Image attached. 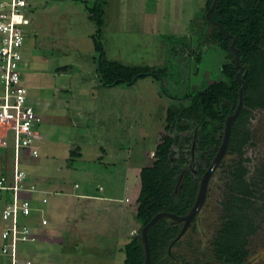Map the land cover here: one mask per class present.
I'll return each instance as SVG.
<instances>
[{
	"label": "rangeland",
	"instance_id": "374dc122",
	"mask_svg": "<svg viewBox=\"0 0 264 264\" xmlns=\"http://www.w3.org/2000/svg\"><path fill=\"white\" fill-rule=\"evenodd\" d=\"M205 2L28 0L34 10V24L53 32L47 40H61L58 46L41 48L40 54L49 59L50 67L36 71L30 63L22 75L29 101L41 98L42 102L54 104L42 111L39 156H23L22 152L19 161L20 169L26 170L32 181L50 189L42 206L44 212L40 213L47 222L35 221V230L42 235L35 242L40 264H122L120 248L128 234L137 230L139 171L151 164L156 144L168 133L167 108L187 105L189 101L182 96L214 79H223L221 64L231 61L218 44L202 40L209 26L200 17ZM96 4L103 13L98 39L105 59L124 65L168 68L165 76L158 80L146 74L132 85L101 86L96 72L99 53L94 42L98 28L86 11V6ZM67 50L69 55H64ZM31 57L38 61L40 55L32 50ZM67 60L78 69L69 78L68 91L60 90L59 83L65 78H59L56 72ZM249 111L243 165L246 179L255 183L251 188L258 205H264V109ZM5 131L6 126L0 125V138ZM196 135V128L183 132L173 146L174 151L191 161L193 172L206 167L209 152L195 150ZM187 137L190 145L184 143ZM9 146L10 142L0 147V175L6 180L13 172ZM76 147L80 156L71 159L69 152ZM233 159L237 156L226 152L212 173L200 220L195 228V218L192 220L186 239L175 249L182 257L178 264L209 261L205 255L221 218L220 200L225 196L228 167ZM74 184L75 195L71 191ZM255 218L258 229L249 238L250 255L245 264H264V206ZM195 252L198 256H194Z\"/></svg>",
	"mask_w": 264,
	"mask_h": 264
},
{
	"label": "trees",
	"instance_id": "16d2710c",
	"mask_svg": "<svg viewBox=\"0 0 264 264\" xmlns=\"http://www.w3.org/2000/svg\"><path fill=\"white\" fill-rule=\"evenodd\" d=\"M211 3L212 0H206L205 8L200 16L204 23L206 20L204 13ZM86 11L89 20L98 28L94 42L97 55L99 53L96 72L101 86L132 85L136 79L143 78L146 74L153 75L158 80L167 74L168 68L154 69L124 65L116 60L105 59L102 43L98 39L102 25V10L96 4L92 7L86 6ZM33 13L34 10L29 5L28 14ZM210 15L221 26L212 22L208 24L209 26L207 23L204 24L208 26V29L203 33L202 40L206 44H218L231 61L221 64L223 79H214L203 88L182 96L189 101L187 105H171L167 108L165 129L168 133L163 135L161 141L156 144L151 164L142 167L139 171V188L135 199V219L138 222L135 229L137 230L135 234H128L129 237L120 248L124 255L122 264H143L144 247L140 232L155 214L170 212L181 216L192 207L200 178L220 144V134L223 131L225 118L234 112L237 105L241 82L235 79L237 69L234 65V55L229 49L231 37L222 28L235 37L234 46L238 49L240 63L244 67L241 78L246 83L242 95V107L231 126L226 151L235 154L237 159H233L228 167L225 196L220 200L221 218L212 236L208 253L200 254H206L209 261L205 263L198 260L184 261L183 264H245L249 258V238L258 229L255 215L263 209L264 205H258V199L251 188V185L254 186L255 183L249 182L245 177L247 169L243 165L242 148L248 136L245 123L250 113L249 109H264V70H261L264 66V0H217ZM194 128L197 131L194 139L195 150L209 151L206 167L200 166L195 172L191 169V161L173 149L181 134ZM218 134L219 137H216ZM190 141L191 139L187 137L184 143L190 145ZM79 156L77 147L75 150H70L71 159ZM26 174L31 183L42 188L29 178L27 171ZM72 194L75 195L74 192ZM194 220L193 228L198 223L196 218ZM1 224L3 223L0 220V228ZM181 225L169 217H160L148 229L152 264L180 262L179 257H182L175 253V249L186 239L188 231L171 247L172 257L167 254V250L170 242L180 231ZM1 244L0 240V247ZM25 244L31 245L30 248ZM186 247L189 249L187 245ZM19 249L22 252L25 251L28 254L26 257H29L34 264H40L36 258L40 254L37 243L22 242L19 244ZM198 254L195 252L194 256Z\"/></svg>",
	"mask_w": 264,
	"mask_h": 264
},
{
	"label": "built area",
	"instance_id": "2783aa9c",
	"mask_svg": "<svg viewBox=\"0 0 264 264\" xmlns=\"http://www.w3.org/2000/svg\"><path fill=\"white\" fill-rule=\"evenodd\" d=\"M28 8V0H0V125L6 126L0 147L10 142L13 160L11 179L0 175V264H34L19 244L36 242L35 221L47 222L40 213L49 191L31 183L19 167L22 152L32 158L39 156L42 138L38 130L42 115L29 101L22 82Z\"/></svg>",
	"mask_w": 264,
	"mask_h": 264
},
{
	"label": "water",
	"instance_id": "95a60500",
	"mask_svg": "<svg viewBox=\"0 0 264 264\" xmlns=\"http://www.w3.org/2000/svg\"><path fill=\"white\" fill-rule=\"evenodd\" d=\"M216 1L217 0H212L211 5L209 6V8L204 13L205 19L207 21V25L210 22L217 23L211 18V15H210L211 10L214 8ZM217 24L219 26H221L219 23H217ZM222 29L228 36L231 37L229 49L231 50V52L234 55V65H235V68L237 69V72L235 74V79L237 81L241 82V86L238 89L237 105L234 109V112L232 114L226 116V118H225L223 133H222L220 144L217 148V151H216L214 157L212 158L211 162L209 163L208 167L203 172V174L200 178L197 194H196L194 203H193L192 207L189 209V211L185 215H181V216L175 215V214L170 213V212H159V213L155 214L150 219V221L141 228L140 235H141V240L143 242V247H144L143 264H152L151 256H150V250H149V241H148L147 231L160 217H169L170 219H172L176 222H182L183 223L179 233L176 235V237L169 244L167 252H168V255H171V247L173 246V244H175L185 234V232H186L187 228L189 227L190 223L192 222V220L200 212V210H201V208L205 202L210 178L212 176V173L214 172V170L216 169V167L218 166V164L220 163V161L222 160L223 156L225 155V153L227 151L229 138H230L231 126H232L233 122L235 121V119H236V117H237V115H238V113L242 107V95H243V91L246 87L245 81H243L241 78V75L244 71V67L240 63L238 49L234 46L235 37L233 35L229 34V32L226 31L225 28H222Z\"/></svg>",
	"mask_w": 264,
	"mask_h": 264
},
{
	"label": "crops",
	"instance_id": "0c3cea01",
	"mask_svg": "<svg viewBox=\"0 0 264 264\" xmlns=\"http://www.w3.org/2000/svg\"><path fill=\"white\" fill-rule=\"evenodd\" d=\"M33 16H34V13L30 15V24L27 25V27H26V37H25L24 44H23V56H24V60H25L24 68L28 69L29 64L33 63L34 67L36 68V71H40V70L42 71L46 66L50 67V65H49V61H48L49 59L46 58V56H43V55L40 54L41 48L44 47V46H46V48L49 47V46H51V47L58 46L61 40L58 37H54V38L51 37L53 39L48 41L47 39L50 37L51 33L53 34V32L51 31V33H50L48 30L43 29L38 24H34L33 18H32ZM37 17L41 18L42 16L39 15ZM47 27H49L48 22H47ZM38 28H41V30H38ZM49 28H51V27H49ZM32 50L35 51L37 54L39 53L40 58H39L38 61H35V59H33L31 57ZM67 52L69 53V51L67 50L64 53V55H67L68 54ZM46 55L48 56V54H46ZM51 55H52V57L54 59H56L55 58L56 56L54 54H51ZM53 62H56V61H53ZM64 63H66V64H63L59 68H57L56 72H58V74H59L58 77L59 78H65V81L61 80V82L59 83V85L62 84L61 85L62 88L60 90L68 91V89H69V86H68L69 78H73L75 76L74 73L76 74L78 69H75L73 67V65L70 64L71 62L68 61V60L65 61ZM56 64H58V62H56ZM63 66H66V67L65 68H61ZM27 69H25V72H26ZM23 73H24V69H23ZM23 73H22V75H23ZM54 74H56V73H54ZM71 75L72 76L74 75V76L71 77ZM65 84H66V86H65ZM40 99L41 98H38V99H36V102L33 101L32 103L33 104L36 103L35 104L36 108H37V110L40 108V110H41L40 113L42 115V111L44 109H47L50 106H53L54 104H50L49 102H42ZM42 138H43V136H42ZM42 188L44 190H47V191L50 190V189H48V188H46L44 186H42ZM74 188H76L75 185H73L71 187V189H72L71 191L72 192L74 191ZM41 237H42V235H39L38 239L41 238Z\"/></svg>",
	"mask_w": 264,
	"mask_h": 264
},
{
	"label": "clouds",
	"instance_id": "9594fccd",
	"mask_svg": "<svg viewBox=\"0 0 264 264\" xmlns=\"http://www.w3.org/2000/svg\"><path fill=\"white\" fill-rule=\"evenodd\" d=\"M28 14V13H27ZM28 17H29V22L27 23V24H24V28H25V31H26V27H27V25H29L30 24V14H28ZM25 37H26V35H25ZM25 40V39H24ZM178 223H181V224H183L182 222H178ZM189 228V227H188ZM187 231V230H186ZM179 233V232H178ZM186 233V232H185ZM171 257H172V255H171Z\"/></svg>",
	"mask_w": 264,
	"mask_h": 264
},
{
	"label": "flooded vegetation",
	"instance_id": "af4514ba",
	"mask_svg": "<svg viewBox=\"0 0 264 264\" xmlns=\"http://www.w3.org/2000/svg\"><path fill=\"white\" fill-rule=\"evenodd\" d=\"M223 127H224V126H223ZM200 211H201V210H200ZM199 213H200V212H199ZM199 213H198L197 216L195 217L196 220H198V221L200 220V215H199ZM184 215H185V214H184ZM198 215H199V216H198ZM194 221H195V220H194ZM181 227H182V225H181ZM190 227H191V226H190ZM188 230H189V229H188ZM188 230H187V231H188Z\"/></svg>",
	"mask_w": 264,
	"mask_h": 264
}]
</instances>
